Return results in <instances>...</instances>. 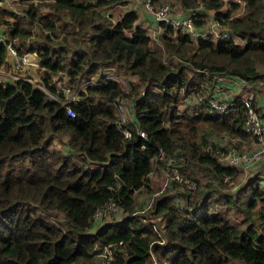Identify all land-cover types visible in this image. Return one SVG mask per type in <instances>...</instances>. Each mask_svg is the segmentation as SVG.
I'll return each mask as SVG.
<instances>
[{
  "label": "trees",
  "instance_id": "trees-1",
  "mask_svg": "<svg viewBox=\"0 0 264 264\" xmlns=\"http://www.w3.org/2000/svg\"><path fill=\"white\" fill-rule=\"evenodd\" d=\"M124 1H27L19 14L0 10V16L13 15L12 22L4 20L6 33L37 53L42 85L56 97L26 79L0 81V264H82L100 254L96 246H108L116 264H264V180H246L242 191L250 194L240 204L232 201L240 199L236 192L224 198L243 215L235 221L212 208L211 193L193 178L202 170H213L218 181L232 175L236 167L218 157L241 143L220 145L219 139L250 137L240 96H234V111L211 110L206 98L217 82L209 76L213 88L202 91L198 79H205V69L245 82L264 80V0H244L238 16H231L238 7L232 0L226 9L222 0L175 1L186 12L197 11V29L215 20L241 43L231 36L196 37L145 11L161 26L156 45L136 23V11L111 20L108 7ZM6 57L0 43V66ZM113 69L138 82L130 81L125 92L107 76ZM69 90L74 98L65 100ZM133 92V118L125 123L131 135L125 136L116 125L117 109ZM54 137H66L67 153L51 147ZM168 158L196 182L194 190L169 177L165 188L183 189L152 194L153 162L166 166ZM109 202L116 206L113 219L96 217ZM159 216L157 229L151 218Z\"/></svg>",
  "mask_w": 264,
  "mask_h": 264
},
{
  "label": "rangeland",
  "instance_id": "rangeland-1",
  "mask_svg": "<svg viewBox=\"0 0 264 264\" xmlns=\"http://www.w3.org/2000/svg\"><path fill=\"white\" fill-rule=\"evenodd\" d=\"M27 1H34V2H38V3H44L45 1H51V0H0V10L4 9L6 11H14L16 12V14H19L23 11V8L25 6V3H27ZM142 1L143 0H125L122 3H118V4H113L110 5L108 7V14L111 18V20L116 21L117 19H119L122 14L125 11L128 10H134L137 12L138 14V19L136 21V23L142 24L143 21H146L149 18H143L144 15H147L145 13V10H143V6H142ZM175 1L176 0H162L161 3H168L171 6H176L175 5ZM224 6L223 9L228 8V1H224ZM235 2H238V7L235 10L231 11V16H238V15H242L244 12V5L245 2L244 0H233ZM161 3H157V4H161ZM41 7V11L43 13L47 12V7L44 5H40ZM41 12V13H42ZM208 18H211L208 16ZM13 15H10V13L4 12L1 16H0V29L1 31H3L6 35V37L8 38V40L16 47V48H20V49H26L23 45H20V40L17 37H10L6 31L9 29V27L7 26V24L5 23L4 20H8L9 22L13 21ZM210 20V19H209ZM208 22V19H207ZM206 22V23H207ZM152 23V22H151ZM145 25V24H142ZM150 25V24H149ZM34 31L37 30V27H35V29H33ZM153 30V29H152ZM152 30L147 28V32L151 37V44L152 45H156L158 44L156 38H154L152 35ZM234 42H242L239 38L235 37L233 38ZM28 42V40H27ZM5 66V64H4ZM9 67V70L12 68L11 66H7ZM13 69L10 70V75H12L13 73ZM112 74L111 76L113 77L112 79H115L117 81H119V84L121 85L122 89L125 92H128L130 89V84L129 82H138L137 78L135 75H132L130 73H125L123 70L119 69V70H111ZM201 73L204 74L205 79L201 80L198 79V81L201 82V84H203L202 89L204 88V90L202 91H207L208 88H213V81L212 79L209 80V76L210 73H204L201 71ZM26 75H23L24 78L23 79H31V82L36 86V87H40L43 89V91L48 92L47 89H45L42 85V82L40 80V70L39 67H33V71H31L30 69L27 70L25 72ZM62 75V74H60ZM8 78H10L11 80H15L12 76H9ZM60 78V79H58ZM22 79V78H21ZM54 82L56 84H61L63 82L62 77L59 75H55L54 76ZM236 82V81H235ZM235 82H225L220 80L219 82H217V86H215L216 91L220 92V95L222 97H227L230 98L231 96L234 97V92H235V88H236V84ZM253 83L254 85L252 86L253 90L255 91L256 96L259 95V90H260V84H262L263 82L261 80H256L254 82H250ZM238 90L240 91L239 96H241V94L244 91V86H242L241 84H239L237 86ZM235 89V90H234ZM262 91V92H261ZM260 91V93H262L264 95V89H262ZM200 92V91H198ZM191 93V92H190ZM49 97L55 99L56 97H54L51 93L48 92ZM195 96L196 100H198L200 97H203V92L202 93H193V95L186 97L185 98V103H183L181 105L185 106L186 104H189L190 100L193 99V97ZM124 97V96H123ZM126 97H130L129 100L132 101L131 98L136 97V93H132L131 95H126ZM74 98V93L73 90L70 91L68 93H66V98L65 100L68 99H73ZM194 100V101H196ZM123 101V105H124V111L126 112V116L130 115L127 112H132L131 108H133L132 104H129L130 101H128L127 99L122 100ZM121 101V102H122ZM191 104V103H190ZM129 105V108H128ZM127 107V109H126ZM260 109V108H259ZM70 115V114H69ZM74 115V114H73ZM198 123V122H197ZM178 124V123H177ZM222 139L220 140V145H224L225 143H227L228 140H232L233 142H240L241 145H238V148L236 147H232L229 146V149H235L237 152H242V151H248L250 149L253 148V145L255 144V142L252 140V138L248 137V138H240V137H228V136H222ZM66 141V137H62V139H60L59 137H54L51 147L53 149H58V150H62L64 153H67V148L64 145ZM223 154L219 155V160L222 162V164L226 165V159L225 157H221ZM156 161H160V160H156ZM154 164L152 165V170L151 172L148 174V179L150 182V186L153 190V195H159L162 194L164 191H166L167 193L170 194H176L178 191L182 190L183 188L179 185L175 186L174 188H165L164 186V182L166 181L167 177H168V172H166V166L165 164L162 165L161 163L157 162H153ZM185 175V174H184ZM258 176V178H260L261 180H264V160L261 159L258 162L249 165V166H237V168H234V173L231 175L230 174V178L227 182H224L223 180L218 181V179H215L216 174H214L213 170H202V172H195V176L193 178H195L197 184H200V186L198 187V189L204 188L205 191H203V193H211L210 195V200H211V204H212V208L214 210H224V212L229 213L230 216L233 217V219L235 221H237L239 218H242L243 215H241L239 212H237L235 210L234 205L227 206V204L224 201V198H227L229 196H231L232 194H234L235 192L237 193V196L240 197V199H238L236 196L232 197V201L234 203L240 204L242 203V199H245L249 194L250 191H242V185L244 184V182L246 180H249L250 178L254 177V176ZM187 176V174H186ZM205 182H209V183H213L214 186L212 187H206L207 186L205 184ZM263 183V181L261 182ZM213 187L215 189H213ZM202 193V195H204ZM235 198H237L235 200ZM182 204V203H181ZM112 206V205H111ZM112 213V212H111ZM58 216L57 218H61L62 214L60 212L57 213ZM116 216H120L118 214L114 215V217ZM108 220L113 219V215H109L107 217ZM152 221L156 222V227L157 229H159L158 225L162 226L163 224V218L162 216L159 217H153L151 218ZM96 250H98L100 252V254H97L94 259L90 262H82V264H107L106 259L103 255V249L100 248V246H96L95 247ZM102 252V253H101ZM113 264H116L115 262Z\"/></svg>",
  "mask_w": 264,
  "mask_h": 264
},
{
  "label": "built area",
  "instance_id": "built-area-1",
  "mask_svg": "<svg viewBox=\"0 0 264 264\" xmlns=\"http://www.w3.org/2000/svg\"><path fill=\"white\" fill-rule=\"evenodd\" d=\"M224 1H230V0H224ZM142 6L144 8L143 10H145L150 15H152L153 19H155L156 21H163L164 23L173 26L175 29L179 28L185 30L190 35H194L196 37L211 36V38H213L214 40L229 38L231 36L226 31L220 29L218 23L215 20H211V19L208 20L207 23H205V27L202 30L197 29L193 22V15H195V13L197 12L196 10L194 11L191 10L183 16H177L172 6L168 3L157 4L152 2V0H143ZM156 24L158 26H156V28L152 30L153 33L152 36L154 38H156L161 31V26L157 22ZM231 37L235 38L236 36H231ZM0 43L5 44L7 53L13 59L11 67L14 71L10 76H12L15 80L20 78L23 79L24 78L23 75H26L25 72L27 71V69H30L32 67H38L39 56L37 55V53L24 49H22L21 52H18L17 48L8 40L5 33L1 30H0ZM201 71L204 73H208L205 69H202ZM111 74L112 72H109L107 76L109 78H113ZM210 75L213 76L216 82H219L220 80L225 82L233 81V77H229L224 74H210ZM26 80L31 81V79H26ZM236 83L237 81L235 82V84ZM216 87H218L217 84ZM214 90L215 93L210 97L206 98L208 104L210 105L211 110H215L217 112H225L228 111L229 109L233 111L236 110L237 104L236 101H234L235 97L232 96L230 98L222 97L220 95V92L216 91V89ZM124 99H127L129 101L128 98H124ZM240 99L244 103V107H245L244 129L249 133L250 137L255 142V144L253 145V148L248 151L237 152L235 149H229V151L226 154L221 156V157H225L227 163L226 165L234 166L236 168L237 166L241 167V166L252 165L261 159L264 160V120L262 119L263 110L259 109V107L257 108V96L253 88L244 87V91L240 96ZM121 101L118 104L117 113L119 118L118 121L116 122V125L118 129L121 132H123L125 136H130L131 133L128 129V125H126L125 123L127 121L132 120V112L131 111L127 112V115L128 113L130 115L126 116V112L124 111L123 101L122 102ZM68 114L73 115L74 114L73 110L69 108ZM139 134L145 136L143 130H139ZM163 155L164 152L161 151L159 158L162 159ZM172 162H173V158H168L166 168L169 171H168V177L166 181L163 183L164 186L168 184L167 182L170 177L173 180L182 182L185 186H187L188 189L194 190L196 188V182L194 180H190L189 178H187V176L181 173L178 167H175L172 164ZM220 163L222 162L220 161ZM229 178H230V174L227 173H223L221 176V180H223L224 182H227ZM115 207L116 206H114L113 203L109 202L107 205L104 206L103 209L97 210L95 212V216L98 217L104 215L107 218L109 215H111V212L116 211ZM102 249L107 264H113L115 259L113 251L108 246H104Z\"/></svg>",
  "mask_w": 264,
  "mask_h": 264
},
{
  "label": "crops",
  "instance_id": "crops-1",
  "mask_svg": "<svg viewBox=\"0 0 264 264\" xmlns=\"http://www.w3.org/2000/svg\"><path fill=\"white\" fill-rule=\"evenodd\" d=\"M175 5L176 6H172V8L174 9V12L177 14V16H183V15H185L187 12L185 11V10H182V9H180L179 8V6L176 4V2H175ZM148 15V14H147ZM147 15H144V17L143 18H150L149 16H147ZM152 22V23H151ZM142 24H145V25H143V26H145L146 28H148V29H155L156 28V26H158L157 24H156V22L155 21H152V20H150V19H147L146 21H143V23ZM150 24V25H149ZM1 30V29H0ZM12 57H10V55L7 53V57H6V63H4L5 64V66H4V64L3 65H1L0 66V81H3V80H7V81H11V79L10 78H8L9 76H10V70H12V68L9 70V67H7V66H11L12 65ZM27 70H29V69H27ZM30 70L31 71H33V67L32 68H30ZM235 81H237V83H236V90H235V92H234V96H236V95H239L240 94V91L238 90V88H237V86L239 85V84H241L242 86H244V87H249V88H252V86L254 85L253 83H250V82H245V81H243V80H238V78H236V77H233V81H231V82H235ZM239 82V83H238ZM254 82V81H253ZM263 83L262 84H260V90H259V95L257 96V106L261 109V110H263V113H262V119L264 120V95L262 94V93H260V91L262 90V89H264V80L262 81ZM252 85V86H251ZM262 92V91H261ZM242 95V94H241ZM131 110H132V118H133V109L131 108ZM102 253V252H101Z\"/></svg>",
  "mask_w": 264,
  "mask_h": 264
}]
</instances>
